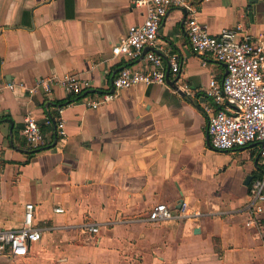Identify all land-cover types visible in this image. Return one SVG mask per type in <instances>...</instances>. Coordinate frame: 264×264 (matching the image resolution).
<instances>
[{
    "label": "crops",
    "instance_id": "crops-1",
    "mask_svg": "<svg viewBox=\"0 0 264 264\" xmlns=\"http://www.w3.org/2000/svg\"><path fill=\"white\" fill-rule=\"evenodd\" d=\"M190 1L212 35L237 24L244 35L264 34V0ZM144 11L133 0H0V229L22 226L26 203L43 228L27 256L6 252L0 264H264V212L248 227L242 211L262 173L261 143L217 151L207 132L205 88L223 80L226 65L192 50L179 8L155 46L135 60L115 57ZM151 51L184 58L180 75L116 91L119 70L149 69ZM66 73L91 87L80 96L59 85L51 94L7 87ZM107 92L116 97L96 109L84 104ZM58 107L64 139L45 122ZM29 113L44 123L39 150L22 133ZM158 203L176 218L148 221ZM86 222L99 232L83 234Z\"/></svg>",
    "mask_w": 264,
    "mask_h": 264
},
{
    "label": "built area",
    "instance_id": "built-area-1",
    "mask_svg": "<svg viewBox=\"0 0 264 264\" xmlns=\"http://www.w3.org/2000/svg\"><path fill=\"white\" fill-rule=\"evenodd\" d=\"M133 4L143 7L144 18L140 23L130 26L127 34L113 47L115 57L127 61L139 58L147 47L155 46L164 19L174 8L186 11V33L190 47L198 54H211L224 63L227 73L223 80L212 78L205 88L210 102L205 106L207 132L213 149L229 151L245 147L253 142H260L262 173L254 178L250 188V198L242 209L247 216L246 226L258 224L259 216L264 212V34L258 36L242 34L243 27H225L218 34L208 32L201 10L190 0H133ZM149 69L140 70L123 66L113 80L115 90L129 89L139 84H165L166 62L170 71L179 76L185 59L178 54L163 55L151 51L147 54ZM61 86L68 93L80 96L91 83L76 73H66L62 77L40 78L36 85L28 88L24 82L11 83V91L28 90L30 94L40 90L51 94L55 86ZM185 90L189 88L184 86ZM189 91V90H188ZM116 93H105L100 98L83 99L88 108L96 109L112 101ZM61 107L56 114L46 117V123L55 125L56 136H67ZM44 123L33 113H29L24 122L22 133L33 150L45 146L47 137ZM33 203H26L23 225L17 228L0 229V255L8 253L13 256H27L30 246L41 241L43 228L34 222ZM63 212V208H56ZM189 216L197 215L189 212ZM176 218L171 206L166 203L156 204L146 219L150 222H166ZM99 225L86 222L81 227L83 234L99 232Z\"/></svg>",
    "mask_w": 264,
    "mask_h": 264
},
{
    "label": "water",
    "instance_id": "water-1",
    "mask_svg": "<svg viewBox=\"0 0 264 264\" xmlns=\"http://www.w3.org/2000/svg\"><path fill=\"white\" fill-rule=\"evenodd\" d=\"M166 79H167V80L170 79V69H169V71H168L167 74H166Z\"/></svg>",
    "mask_w": 264,
    "mask_h": 264
}]
</instances>
